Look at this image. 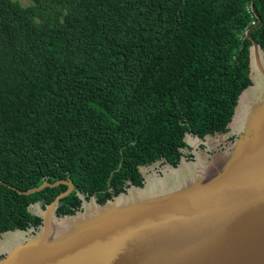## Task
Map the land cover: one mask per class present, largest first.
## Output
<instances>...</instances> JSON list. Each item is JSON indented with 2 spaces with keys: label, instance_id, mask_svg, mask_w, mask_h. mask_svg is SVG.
<instances>
[{
  "label": "trees",
  "instance_id": "16d2710c",
  "mask_svg": "<svg viewBox=\"0 0 264 264\" xmlns=\"http://www.w3.org/2000/svg\"><path fill=\"white\" fill-rule=\"evenodd\" d=\"M29 1L0 0V233L37 227L29 204L67 185L17 189L70 179L56 214H71L77 192L103 203L142 185L139 166H176L185 133L226 131L250 83L251 0Z\"/></svg>",
  "mask_w": 264,
  "mask_h": 264
},
{
  "label": "water",
  "instance_id": "95a60500",
  "mask_svg": "<svg viewBox=\"0 0 264 264\" xmlns=\"http://www.w3.org/2000/svg\"><path fill=\"white\" fill-rule=\"evenodd\" d=\"M254 2L258 23L245 30L250 83L240 90L225 131L233 139L214 153L191 145L193 159L165 162L161 174L144 175L141 165L142 185L130 184L103 203L77 192L81 207L71 214H56L75 189L70 179L17 189L29 195L67 185L43 208L39 201L29 204L41 218L37 227L0 233V264H264V71L256 55L264 49L251 35L262 23ZM253 68L263 79L258 93L248 95ZM189 135L201 140L208 134L185 133L187 145ZM15 232L17 240L1 245Z\"/></svg>",
  "mask_w": 264,
  "mask_h": 264
},
{
  "label": "rangeland",
  "instance_id": "374dc122",
  "mask_svg": "<svg viewBox=\"0 0 264 264\" xmlns=\"http://www.w3.org/2000/svg\"><path fill=\"white\" fill-rule=\"evenodd\" d=\"M19 1L23 5H28L30 3L29 0H16ZM227 132V131H226ZM216 133V134H208L204 138L198 141V139L194 135H189L186 140L189 143L190 148H183L182 152L184 155L191 154L192 158L185 157V159H193L194 155L192 154L191 145H195L194 149L201 150L204 152L214 153L215 151L223 148L224 145L227 144V141L233 139V135H227V133ZM165 166L164 161H156L150 165L142 166L141 170L144 175H151L154 172L161 174V169ZM41 206V202H38ZM34 211L36 209L32 208Z\"/></svg>",
  "mask_w": 264,
  "mask_h": 264
},
{
  "label": "bare ground",
  "instance_id": "6f19581e",
  "mask_svg": "<svg viewBox=\"0 0 264 264\" xmlns=\"http://www.w3.org/2000/svg\"><path fill=\"white\" fill-rule=\"evenodd\" d=\"M257 55V59L259 60V62L261 63L260 66H261V69L264 71V56H262V54H256ZM253 71V78H254V82H255V85L254 86H251L250 89H248V95L251 91H256L258 93V89H260V82L262 81V77L259 75V73L255 72V69L253 68L252 69ZM259 76V79L257 80V77ZM236 126V125H235ZM199 141V140H198ZM198 157H202L201 154L198 155ZM202 158H200V161H201ZM185 173V170H181V175H183ZM190 173V171H189ZM20 237V234L19 232H15V233H12V234H9L7 236H5V239L3 241H1V245L6 242V241H14V240H17L18 238Z\"/></svg>",
  "mask_w": 264,
  "mask_h": 264
},
{
  "label": "flooded vegetation",
  "instance_id": "af4514ba",
  "mask_svg": "<svg viewBox=\"0 0 264 264\" xmlns=\"http://www.w3.org/2000/svg\"><path fill=\"white\" fill-rule=\"evenodd\" d=\"M187 148H190V146L188 145V147ZM191 151H192V149H191ZM181 152H182V150H181ZM181 156H184V157H189V158H192V155L191 154H188V155H184L183 154V152H182V155ZM163 161V158H161V159H158V160H156V161ZM156 161H154V162H156ZM154 162H152V163H154ZM164 162H167L166 160H164ZM152 163H149V164H146V165H144V166H147V165H150V164H152ZM140 167V166H139ZM140 171V170H139ZM142 177H143V175H142ZM143 180H144V177H143ZM130 186V185H129ZM128 186V187H129ZM42 207V206H41ZM81 207V206H80ZM43 208V207H42ZM80 209V208H79ZM57 210V209H56ZM41 219V218H40Z\"/></svg>",
  "mask_w": 264,
  "mask_h": 264
},
{
  "label": "built area",
  "instance_id": "2783aa9c",
  "mask_svg": "<svg viewBox=\"0 0 264 264\" xmlns=\"http://www.w3.org/2000/svg\"><path fill=\"white\" fill-rule=\"evenodd\" d=\"M247 10H248L249 12H251V16H254L253 13H252L251 6H248V7H247ZM250 24H251V25H254V24H255V20H254V19H251V20H250Z\"/></svg>",
  "mask_w": 264,
  "mask_h": 264
}]
</instances>
